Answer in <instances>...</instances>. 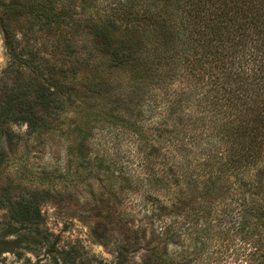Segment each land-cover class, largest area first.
I'll use <instances>...</instances> for the list:
<instances>
[{
	"label": "trees",
	"instance_id": "trees-1",
	"mask_svg": "<svg viewBox=\"0 0 264 264\" xmlns=\"http://www.w3.org/2000/svg\"><path fill=\"white\" fill-rule=\"evenodd\" d=\"M0 31V258L78 264L42 207L83 184L116 264H264V0H0ZM31 137L66 167L12 172Z\"/></svg>",
	"mask_w": 264,
	"mask_h": 264
},
{
	"label": "rangeland",
	"instance_id": "rangeland-1",
	"mask_svg": "<svg viewBox=\"0 0 264 264\" xmlns=\"http://www.w3.org/2000/svg\"><path fill=\"white\" fill-rule=\"evenodd\" d=\"M9 57L5 49L4 38L0 31V74L7 67ZM74 115H68V119ZM13 130L24 135L28 128L26 125L14 126ZM47 143L42 144L40 140L31 137L28 143V152L20 148L15 159V165L12 172L26 173L29 178L39 175L42 168L64 169L69 161L67 155L68 141L66 138L57 137L53 144L44 138ZM23 159L19 160L22 155ZM79 160L74 158L72 171H77ZM76 173V172H74ZM108 178V177H107ZM84 181V180H83ZM73 190L71 189V192ZM77 199H65L63 201L54 200L45 203L42 207V213L45 218V227L54 235L53 241L57 239V249L60 251L79 252L80 258L78 264H116V256L98 243L93 234L95 228L94 219H88L83 216L85 207L83 203L89 200L83 184H80L77 190ZM5 220L4 213L0 212V224ZM2 225H0L1 228ZM53 254L49 253L47 247L38 252L22 250L21 256L13 253H6L0 258V264H53ZM140 256H137L130 264H140Z\"/></svg>",
	"mask_w": 264,
	"mask_h": 264
}]
</instances>
